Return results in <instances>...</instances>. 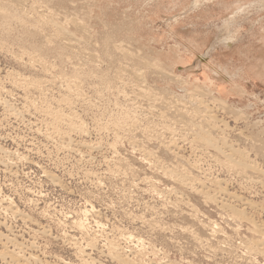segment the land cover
Masks as SVG:
<instances>
[{"label": "rangeland", "instance_id": "1", "mask_svg": "<svg viewBox=\"0 0 264 264\" xmlns=\"http://www.w3.org/2000/svg\"><path fill=\"white\" fill-rule=\"evenodd\" d=\"M0 102V253L264 264V0H0Z\"/></svg>", "mask_w": 264, "mask_h": 264}, {"label": "bare ground", "instance_id": "2", "mask_svg": "<svg viewBox=\"0 0 264 264\" xmlns=\"http://www.w3.org/2000/svg\"><path fill=\"white\" fill-rule=\"evenodd\" d=\"M229 40V39H228ZM228 40H225L224 39V42H226L227 44H229L230 45V41H228ZM226 44V45H227ZM127 58V57H126ZM157 62V61H156ZM160 63V62H159ZM149 65V64H148ZM158 70H159V67H158ZM132 72V71H131ZM155 73V72H154ZM158 74V73H157ZM156 74V75H157ZM133 76V75H132ZM132 78V77H131ZM176 79H177V77H176ZM197 88V87H196ZM145 89V88H144ZM142 90V89H141ZM154 90V89H153ZM150 91V90H149ZM152 91V90H151ZM163 91V90H162ZM148 92V91H147ZM153 92V91H152ZM155 94V93H154ZM144 95V94H143ZM142 95V96H143ZM157 95V94H156ZM160 95V94H159ZM158 99V98H157ZM153 100V99H152ZM172 101V100H171ZM174 101V100H173ZM4 102V101H3ZM6 102V101H5ZM210 102V101H209ZM1 103V102H0ZM159 105V104H158ZM178 105H180V104H178ZM220 105V104H219ZM181 106V105H180ZM9 107V106H8ZM11 107V106H10ZM208 110V109H207ZM151 111V110H150ZM206 112V111H205ZM168 113V112H167ZM175 113V112H174ZM207 113V112H206ZM15 114V113H14ZM55 114V113H54ZM164 114V113H163ZM59 115V114H58ZM205 115V114H204ZM214 115V114H213ZM166 116V115H165ZM175 117V116H174ZM199 117V116H198ZM244 117V116H243ZM62 118V117H61ZM155 118V117H154ZM65 119V118H64ZM191 120V119H190ZM69 121V120H68ZM173 121V120H172ZM175 122V121H174ZM212 122V121H211ZM70 125V124H69ZM217 126V125H216ZM71 127V126H70ZM212 127V126H211ZM73 128V127H72ZM71 128V129H72ZM76 129V128H75ZM226 130V129H225ZM38 131V130H37ZM162 131V130H161ZM180 131V130H179ZM185 131V130H184ZM222 132V131H221ZM159 133V132H158ZM161 133V132H160ZM203 135V134H202ZM227 137V136H226ZM194 138V137H193ZM195 138H197V137H195ZM194 138V139H195ZM10 139V138H9ZM209 139V138H208ZM201 140V139H200ZM197 141V140H196ZM206 141V140H205ZM209 141V140H208ZM207 142V141H206ZM210 143H212V142H210ZM167 144V143H166ZM70 146V145H69ZM68 146V147H69ZM225 146V145H224ZM170 147V146H169ZM182 147V146H181ZM1 149V148H0ZM176 150H177V148H176ZM198 150V149H197ZM219 150H220V148H219ZM232 150V149H231ZM2 152H3V150H1ZM7 153V152H6ZM222 153V152H221ZM235 153V152H234ZM218 155V154H217ZM221 155V154H220ZM231 155H232V153H231ZM232 156H234V155H232ZM219 157V156H218ZM217 157V158H218ZM14 158V157H13ZM228 158V157H227ZM230 158V157H229ZM228 158V159H229ZM27 159V158H26ZM2 160H4V159H2ZM28 162V161H27ZM240 162V161H239ZM1 163V162H0ZM3 163H4V161H3ZM15 163V162H14ZM239 164V163H238ZM241 164H243V163H241ZM5 165V164H4ZM36 166H37V164H36ZM243 166H245V165H243ZM39 167V166H38ZM156 167H158V166H156ZM233 167H234V165H233ZM254 167V166H253ZM262 167V166H261ZM194 168V167H193ZM237 168V167H236ZM246 168H249V167H246ZM244 170V169H243ZM240 175V174H239ZM264 176V175H263ZM173 177H175V176H173ZM189 177V176H188ZM181 182V181H180ZM186 186V185H185ZM212 186V185H211ZM261 189V188H260ZM214 190V189H213ZM196 192V191H195ZM231 195V194H230ZM229 195V196H230ZM209 196V195H208ZM207 196V197H208ZM8 199V198H7ZM6 199V200H7ZM213 199V198H212ZM48 200V199H47ZM214 200V199H213ZM212 200V201H213ZM4 203H5V200H4ZM7 203V202H6ZM8 203H10V205H11V202H9V200H8ZM17 203V202H16ZM251 203V202H250ZM250 203L249 202H247V203H244V204H246V206L247 205H250ZM243 204V205H244ZM258 204H259V202H258ZM253 204H251V206H252ZM225 206V205H224ZM227 207V206H226ZM225 207V208H226ZM228 208H230V206L228 205ZM245 208V207H244ZM260 208V207H259ZM6 209H7V207H6ZM7 210H9V209H7ZM233 210H238V209H233ZM3 211H5V210H3ZM13 211V210H12ZM17 211V210H16ZM19 211V210H18ZM20 212V211H19ZM45 212V211H44ZM94 212V211H93ZM239 212V211H238ZM237 212V213H238ZM241 212V211H240ZM243 212H244V210H243ZM242 212V213H243ZM15 213V212H14ZM18 213V212H17ZM21 213V212H20ZM237 213L235 214V215H237ZM248 213V212H247ZM19 214V213H18ZM15 215V214H14ZM23 215V214H22ZM87 215V214H86ZM92 215V214H91ZM242 214H240V216L239 217H242L241 216ZM245 215V214H244ZM238 216V215H237ZM13 217V216H12ZM15 217V216H14ZM20 218V217H19ZM28 218V217H27ZM245 218V217H244ZM231 219V218H230ZM26 220V219H25ZM30 220V219H29ZM239 220V219H238ZM252 220V219H251ZM22 221V220H21ZM24 221V220H23ZM22 221V222H23ZM16 222V221H15ZM26 222V221H25ZM24 222V223H25ZM76 225H77V227H78V229H81V230H83L84 231V229H85V225L82 223V222H80V223H75ZM232 227V226H231ZM50 229V228H49ZM45 230V229H44ZM257 230V229H256ZM41 231V230H40ZM215 231V230H214ZM236 231V230H235ZM238 231V230H237ZM248 231V230H247ZM259 231V230H258ZM257 231V232H258ZM260 232V231H259ZM258 232V233H259ZM215 233V232H214ZM261 233V232H260ZM3 234V233H2ZM2 234L0 235V236H2ZM4 235V234H3ZM50 235V234H49ZM260 235H262V234H260ZM15 236V235H14ZM21 236V235H20ZM36 236V235H35ZM252 236V235H251ZM263 239L262 240H264V232H263ZM8 237V236H7ZM258 237V236H257ZM6 238V237H5ZM16 238V237H15ZM72 238V237H71ZM74 238V237H73ZM4 239V238H3ZM2 239V240H3ZM10 239V238H9ZM75 240V239H74ZM135 240V239H134ZM15 241V240H14ZM14 241H12V242H14ZM234 241V240H233ZM241 241V240H240ZM11 242V241H10ZM11 242V243H12ZM218 242V241H217ZM262 242H264V241H262ZM261 242V243H262ZM5 243H7V242H5ZM11 243H9V244H11ZM91 243V242H90ZM226 243V242H225ZM2 244H3V242H2ZM1 244V245H2ZM13 244V243H12ZM30 244H34V243H30ZM67 244V243H66ZM264 244V243H263ZM4 245V244H3ZM6 245V244H5ZM8 245V244H7ZM14 245V244H13ZM20 245H23L22 243L20 244ZM224 245V244H223ZM262 245V244H261ZM10 246V245H9ZM12 246V245H11ZM16 245H14V247H15ZM19 246V245H18ZM32 246V245H31ZM89 246V245H88ZM263 246V248L262 249H260V250H263V252H264V245H262ZM2 247H4V246H2ZM24 247V246H23ZM23 247H20V248H23ZM32 247H34V245L32 246ZM31 247V248H32ZM115 247V246H114ZM126 247V246H125ZM221 247V246H220ZM252 247V246H251ZM5 248V247H4ZM7 249L9 248V247H6ZM17 249H18V247H16ZM26 248H28V247H26ZM73 248V247H72ZM86 248V247H85ZM95 248V247H94ZM14 249V248H13ZM82 249V248H81ZM9 250V249H8ZM8 250H6V252L5 251H3L2 253H0V256L1 257H3V258H5V259H11V261H9L10 263L9 264H28V261H25L26 259H22V258H24L23 256H25V255H20L19 253H15V252H10V251H8ZM31 250V249H30ZM84 250V249H83ZM118 250V249H117ZM232 250V249H231ZM13 251V250H12ZM26 251V250H25ZM115 251H116V249H115ZM130 251V250H129ZM21 252V251H20ZM24 252V251H23ZM80 252V251H79ZM83 252V251H82ZM82 252L80 253V255H83L84 254V252H83V254H82ZM26 252H24V254H25ZM22 254V253H21ZM32 255V254H31ZM79 255V256H80ZM111 255H112V253H111ZM248 255V254H247ZM85 256V255H84ZM117 256V257H116ZM234 256V255H233ZM82 257V256H81ZM29 258V257H28ZM31 259L32 258H37L38 259V256L37 257H30ZM115 258H120V255H118V252L116 253V255H115ZM28 260V259H27ZM34 260V259H33ZM39 261H40V259H39ZM45 261V260H44ZM43 262V261H42ZM41 262V263H42ZM86 262V261H85ZM249 262V261H248ZM5 263H6V261H5ZM35 263H37V261L35 262ZM40 262H39V264H41ZM48 263V262H47ZM92 263V262H91ZM123 263V262H122ZM30 264V263H29ZM83 264V263H82ZM124 264V263H123Z\"/></svg>", "mask_w": 264, "mask_h": 264}]
</instances>
